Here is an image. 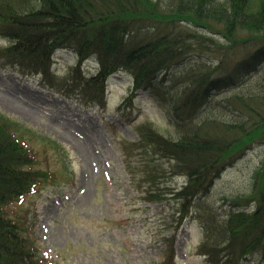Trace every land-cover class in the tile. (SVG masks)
<instances>
[{
	"label": "trees",
	"instance_id": "16d2710c",
	"mask_svg": "<svg viewBox=\"0 0 264 264\" xmlns=\"http://www.w3.org/2000/svg\"><path fill=\"white\" fill-rule=\"evenodd\" d=\"M198 28L223 36L227 50L215 62L185 64L189 38L216 43L196 34ZM0 40V60L41 74L53 89L78 93L84 102L102 104L104 82L119 70L133 79L128 103L139 89L155 91L176 135L138 125L137 142L124 143V149L150 147L172 161L160 172L151 159L145 164L147 200H174L179 221L199 211L204 232L198 250L207 264H239L253 252L264 260V158L252 190L228 198L233 206L222 216L198 202L234 159L264 139L255 140L264 136V0H0ZM60 46L79 58L93 56L97 72L83 75L70 67L59 76L51 54ZM175 66L179 70L171 72ZM223 84L233 90L214 98ZM25 131L0 114V264H48L24 220L7 210L54 175L36 165ZM168 175L183 183L159 189L156 180ZM173 243L166 242L163 264L175 262Z\"/></svg>",
	"mask_w": 264,
	"mask_h": 264
},
{
	"label": "rangeland",
	"instance_id": "374dc122",
	"mask_svg": "<svg viewBox=\"0 0 264 264\" xmlns=\"http://www.w3.org/2000/svg\"><path fill=\"white\" fill-rule=\"evenodd\" d=\"M196 32L213 36L216 43L189 38L192 43L185 64L220 59V50H227L228 41L214 31L203 33L206 30L198 28ZM4 43L0 40V45ZM74 58V54L61 53L53 69L59 76L70 66L83 75L97 72L94 58ZM176 70L179 67H172L171 72ZM41 76L0 60V114L18 128L24 127L22 139L35 152L36 165L54 174L7 208L10 215L18 214L24 220L44 260L48 264H163L166 242L172 238L173 264H207L198 250L204 232L197 220L199 211L179 221L174 200L151 201L145 196L149 189V181L142 180L145 164L151 159V168L155 163L160 172L168 170L172 161L150 147L124 149L125 142L139 139L138 125L176 135L155 91L139 89L128 103L133 79L130 72L119 70L104 82L106 97L97 104L84 102L78 93L57 91ZM232 90L223 84L213 96L221 98ZM262 138L258 135L255 140ZM263 158L264 139L234 159L198 202L222 216L232 209L228 198L252 190L254 173ZM156 181L164 190L181 185L183 178L168 175ZM239 264H264V260L253 252Z\"/></svg>",
	"mask_w": 264,
	"mask_h": 264
},
{
	"label": "bare ground",
	"instance_id": "6f19581e",
	"mask_svg": "<svg viewBox=\"0 0 264 264\" xmlns=\"http://www.w3.org/2000/svg\"><path fill=\"white\" fill-rule=\"evenodd\" d=\"M63 47V46H62ZM67 47V46H66ZM68 48V47H67Z\"/></svg>",
	"mask_w": 264,
	"mask_h": 264
}]
</instances>
